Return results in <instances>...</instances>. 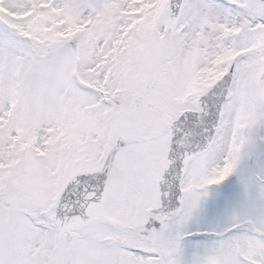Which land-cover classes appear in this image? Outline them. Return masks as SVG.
<instances>
[{"label": "snow or ice", "instance_id": "1", "mask_svg": "<svg viewBox=\"0 0 264 264\" xmlns=\"http://www.w3.org/2000/svg\"><path fill=\"white\" fill-rule=\"evenodd\" d=\"M0 264H264V0H0Z\"/></svg>", "mask_w": 264, "mask_h": 264}]
</instances>
